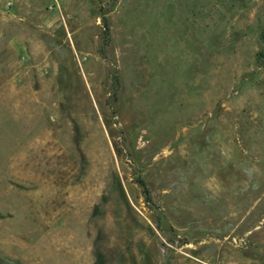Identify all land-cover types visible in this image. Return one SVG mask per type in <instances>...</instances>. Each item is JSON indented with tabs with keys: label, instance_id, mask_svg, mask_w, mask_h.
Masks as SVG:
<instances>
[{
	"label": "rangeland",
	"instance_id": "rangeland-1",
	"mask_svg": "<svg viewBox=\"0 0 264 264\" xmlns=\"http://www.w3.org/2000/svg\"><path fill=\"white\" fill-rule=\"evenodd\" d=\"M0 264H264V0H0Z\"/></svg>",
	"mask_w": 264,
	"mask_h": 264
}]
</instances>
